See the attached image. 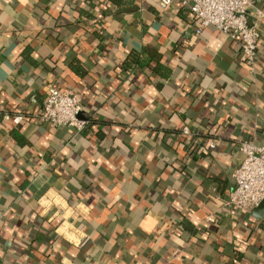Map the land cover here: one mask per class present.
I'll use <instances>...</instances> for the list:
<instances>
[{
  "label": "crops",
  "instance_id": "obj_1",
  "mask_svg": "<svg viewBox=\"0 0 264 264\" xmlns=\"http://www.w3.org/2000/svg\"><path fill=\"white\" fill-rule=\"evenodd\" d=\"M159 2L0 0V264H264V210L227 204L264 144V0L254 72ZM50 85L83 130L39 118Z\"/></svg>",
  "mask_w": 264,
  "mask_h": 264
},
{
  "label": "built area",
  "instance_id": "obj_2",
  "mask_svg": "<svg viewBox=\"0 0 264 264\" xmlns=\"http://www.w3.org/2000/svg\"><path fill=\"white\" fill-rule=\"evenodd\" d=\"M194 14L198 23L197 34L213 26L237 41L245 62L251 72L256 70L261 31L259 19L250 21L249 8L252 0H179ZM174 0H160L163 9L169 8ZM257 16L262 11L257 10ZM83 110L80 95L72 89H61L50 85L39 118L55 126H69L83 130L86 120L79 117ZM21 116L14 117L19 122ZM185 132L188 129L185 128ZM215 147L214 142L210 144ZM244 158L234 173L235 187L227 204L231 207L250 210L264 201V144L257 145L245 140L239 145ZM213 220V217H209Z\"/></svg>",
  "mask_w": 264,
  "mask_h": 264
},
{
  "label": "water",
  "instance_id": "obj_3",
  "mask_svg": "<svg viewBox=\"0 0 264 264\" xmlns=\"http://www.w3.org/2000/svg\"><path fill=\"white\" fill-rule=\"evenodd\" d=\"M84 115L83 111L80 112L79 117L82 118ZM259 210H264V201L257 207Z\"/></svg>",
  "mask_w": 264,
  "mask_h": 264
},
{
  "label": "trees",
  "instance_id": "obj_4",
  "mask_svg": "<svg viewBox=\"0 0 264 264\" xmlns=\"http://www.w3.org/2000/svg\"><path fill=\"white\" fill-rule=\"evenodd\" d=\"M123 0H112V2H115V4L121 3Z\"/></svg>",
  "mask_w": 264,
  "mask_h": 264
}]
</instances>
